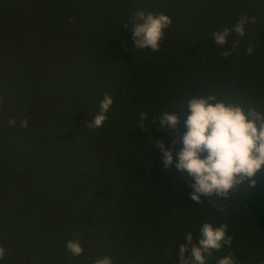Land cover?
Listing matches in <instances>:
<instances>
[{"label": "trees", "instance_id": "obj_1", "mask_svg": "<svg viewBox=\"0 0 264 264\" xmlns=\"http://www.w3.org/2000/svg\"><path fill=\"white\" fill-rule=\"evenodd\" d=\"M138 10L172 20L158 51L135 50L122 26ZM241 19L245 34L215 45ZM105 94L108 118L89 128ZM206 94L264 110V0H0V264H180L183 237L188 259L204 222L232 237L207 264L229 253L264 264V166L254 187L197 203L194 181L153 147L175 161L183 120H151ZM76 238L80 256L66 249Z\"/></svg>", "mask_w": 264, "mask_h": 264}, {"label": "clouds", "instance_id": "obj_2", "mask_svg": "<svg viewBox=\"0 0 264 264\" xmlns=\"http://www.w3.org/2000/svg\"><path fill=\"white\" fill-rule=\"evenodd\" d=\"M172 23L164 13L136 11L130 21L122 25H131L132 40L135 50L148 48L158 51L164 38L165 29ZM247 19H241L231 30L223 28L212 33L215 45L223 46L231 31L239 36L245 34L244 25ZM239 44L234 41L232 50ZM225 57L230 51L223 53ZM113 104L109 94H105L99 103V111L88 123L89 128L101 127L107 120V113ZM141 122L148 119L147 113L139 115ZM183 120L185 131L171 141L173 147L182 145L173 158V149L165 148L163 142L153 143L162 153L163 166L173 172H186L194 181L189 186L191 200L199 203L201 196L227 199L233 191L242 185L247 189L256 184L253 177L264 166V110H258L254 105H247L227 97L218 99L216 94L194 95L183 102L176 112H163L154 117L151 123L158 122L159 129L175 130L180 120ZM9 126H15L16 120L10 119ZM20 126H28L27 119L20 121ZM144 129L143 127H140ZM223 207L219 211H223ZM228 226H214L204 222L199 228L198 244H192L188 259L184 253L186 245L191 244L193 235L188 232L183 237L185 244L179 247L180 264H207L214 251L230 247L232 237L228 235ZM66 249L73 256L83 254L79 238L68 240ZM5 248L0 246V260L5 257ZM93 264H112L110 256H104L93 261ZM216 264H237L229 253L218 259Z\"/></svg>", "mask_w": 264, "mask_h": 264}]
</instances>
